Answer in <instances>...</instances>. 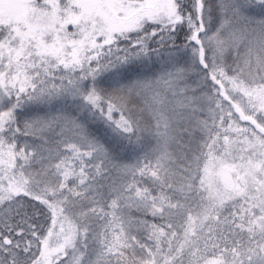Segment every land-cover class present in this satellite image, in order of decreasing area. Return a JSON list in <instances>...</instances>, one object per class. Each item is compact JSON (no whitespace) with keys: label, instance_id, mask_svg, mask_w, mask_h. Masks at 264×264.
Returning a JSON list of instances; mask_svg holds the SVG:
<instances>
[{"label":"snow or ice","instance_id":"6c2138e0","mask_svg":"<svg viewBox=\"0 0 264 264\" xmlns=\"http://www.w3.org/2000/svg\"><path fill=\"white\" fill-rule=\"evenodd\" d=\"M0 264H264V0H0Z\"/></svg>","mask_w":264,"mask_h":264}]
</instances>
